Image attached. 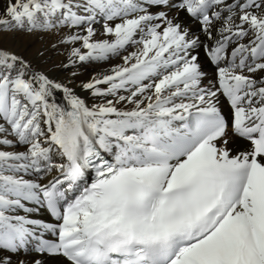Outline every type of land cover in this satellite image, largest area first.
<instances>
[{"label":"snow or ice","instance_id":"snow-or-ice-1","mask_svg":"<svg viewBox=\"0 0 264 264\" xmlns=\"http://www.w3.org/2000/svg\"><path fill=\"white\" fill-rule=\"evenodd\" d=\"M0 264H264V0H0Z\"/></svg>","mask_w":264,"mask_h":264}]
</instances>
